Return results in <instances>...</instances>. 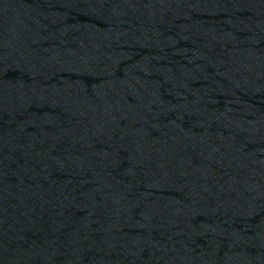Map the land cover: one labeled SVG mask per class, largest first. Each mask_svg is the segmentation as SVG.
I'll list each match as a JSON object with an SVG mask.
<instances>
[{
	"label": "water",
	"instance_id": "1",
	"mask_svg": "<svg viewBox=\"0 0 264 264\" xmlns=\"http://www.w3.org/2000/svg\"><path fill=\"white\" fill-rule=\"evenodd\" d=\"M0 233L264 264V0H0Z\"/></svg>",
	"mask_w": 264,
	"mask_h": 264
}]
</instances>
